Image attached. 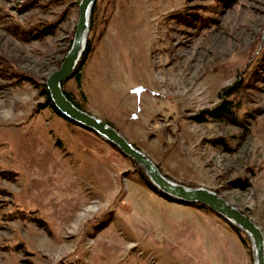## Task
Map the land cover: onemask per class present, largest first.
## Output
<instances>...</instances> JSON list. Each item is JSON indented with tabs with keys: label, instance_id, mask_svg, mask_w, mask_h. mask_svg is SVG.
Instances as JSON below:
<instances>
[{
	"label": "rangeland",
	"instance_id": "rangeland-1",
	"mask_svg": "<svg viewBox=\"0 0 264 264\" xmlns=\"http://www.w3.org/2000/svg\"><path fill=\"white\" fill-rule=\"evenodd\" d=\"M79 1L0 0V264H254L243 231L141 183L134 160L45 107ZM92 16L65 90L264 235V0H96ZM223 99L236 119L209 113Z\"/></svg>",
	"mask_w": 264,
	"mask_h": 264
},
{
	"label": "water",
	"instance_id": "water-1",
	"mask_svg": "<svg viewBox=\"0 0 264 264\" xmlns=\"http://www.w3.org/2000/svg\"><path fill=\"white\" fill-rule=\"evenodd\" d=\"M96 0H80L78 18L70 47L58 69L45 80V86L55 108L66 118L94 131L104 140L115 145L124 155L140 165L150 183L164 195L175 200L205 205L229 223L243 231L255 249L254 264H264V235L247 215L220 197L216 192L203 187L189 188L165 177L154 162L134 147L122 134L106 121L75 106L64 94L62 82L72 76L86 48V36L90 27L92 7Z\"/></svg>",
	"mask_w": 264,
	"mask_h": 264
},
{
	"label": "trees",
	"instance_id": "trees-1",
	"mask_svg": "<svg viewBox=\"0 0 264 264\" xmlns=\"http://www.w3.org/2000/svg\"><path fill=\"white\" fill-rule=\"evenodd\" d=\"M95 7H96V2L94 3L93 7H92V11H91V18L93 17L92 14L95 10ZM92 20V19H91ZM88 52V49L86 48L84 53L82 54V58L81 60L79 61L77 67L75 68L74 72L72 73V76L71 77H74L75 80H76V83L78 84V86L80 85V74H79V71L82 67V63H84V60H85V57H86V54ZM236 85V84H235ZM235 86H232L230 88H228V91L231 92L232 89H234ZM62 90L64 92V94L66 95V97L75 105L77 106L78 108L82 109V110H85L84 108V104L82 102H80L79 100H77V98L75 96H73L70 92L66 91L65 88H64V82H62ZM238 89H236L235 91H237ZM227 92V91H226ZM40 95L44 98V105L46 108L50 109L53 113L59 115L60 117H63L64 119H67L69 120L68 118H66L65 116H63L56 108L55 106L53 105L51 99H50V96H49V93L47 91V88L45 86V84L43 83L41 86H40ZM84 101V100H83ZM213 117H216V118H220L222 119L223 117L225 118H233V119H236V108L232 102V100H226V99H223L217 106H215L210 112H209ZM71 121V120H69ZM107 122V121H106ZM71 123H74V124H77L73 121H71ZM110 126L114 127L112 124H110L109 122H107ZM78 125V124H77ZM132 145L134 147H136L133 143ZM133 162V161H132ZM134 163V162H133ZM4 171H9L10 172H13L14 174L16 172L14 171H11L10 169L8 168H5V167H2L1 169V172H4ZM139 180L141 183L145 184L146 186H149L151 187L152 189H155L151 183L149 182L148 178L144 175V173L142 171H139ZM156 190V189H155ZM166 198H168L169 200H173L171 197L167 196V195H164ZM189 205H192V206H195V207H198V208H201V209H209L208 207H206L205 205H202V204H198V203H187ZM234 227V230L239 234V237L241 238V240L243 241L241 235H240V231L238 230L237 227L233 226Z\"/></svg>",
	"mask_w": 264,
	"mask_h": 264
},
{
	"label": "bare ground",
	"instance_id": "bare-ground-1",
	"mask_svg": "<svg viewBox=\"0 0 264 264\" xmlns=\"http://www.w3.org/2000/svg\"><path fill=\"white\" fill-rule=\"evenodd\" d=\"M253 254L255 255V249L252 247Z\"/></svg>",
	"mask_w": 264,
	"mask_h": 264
}]
</instances>
